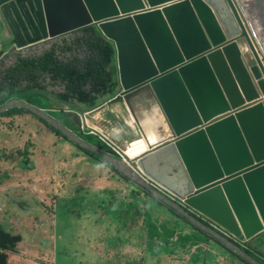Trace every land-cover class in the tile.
Returning a JSON list of instances; mask_svg holds the SVG:
<instances>
[{
  "label": "water",
  "instance_id": "1",
  "mask_svg": "<svg viewBox=\"0 0 264 264\" xmlns=\"http://www.w3.org/2000/svg\"><path fill=\"white\" fill-rule=\"evenodd\" d=\"M21 1L0 0L16 48L89 26L113 43L116 98L97 110L123 104L134 118L138 105L157 108L170 136L127 161L172 200L34 106L13 99L0 113H33L248 263L261 264L191 212L236 238L264 231V0Z\"/></svg>",
  "mask_w": 264,
  "mask_h": 264
},
{
  "label": "rangeland",
  "instance_id": "2",
  "mask_svg": "<svg viewBox=\"0 0 264 264\" xmlns=\"http://www.w3.org/2000/svg\"><path fill=\"white\" fill-rule=\"evenodd\" d=\"M50 45L51 43H46V45L41 46V49L45 48V51L49 49ZM4 48L3 46L1 50ZM44 85H46L47 91H62V86H52L48 79H45ZM17 96L43 108L54 104L51 100L46 99L48 95L44 91L39 92L37 95L32 91H24L18 93ZM22 112L24 111L15 110L0 115V150H9L11 147H16L18 143L33 142L31 146V148H34L33 155L28 158L21 156L19 159L21 165L24 160L27 161L23 166H27L29 160L30 170H8L5 174L10 179H14L19 178L20 173H23L25 183H27V192L22 194L20 189V198L15 201L6 200L3 205L0 204V215L12 218L13 223L19 226L17 213L22 217L26 214H34V217L31 216L28 219L21 218L19 222L23 223L20 227L22 229L21 234L29 236L32 244H38L45 249H49L53 245L49 235H56L58 264H246L223 246L209 240L205 235L199 234L184 219L177 217L171 210L161 206L151 197L141 198L134 195L130 202L128 199L110 197L112 205L108 208H105L102 202L99 203L94 200L92 195L90 197L85 195L81 199L70 197L66 201V206L69 209L68 212L72 211V214L63 215L64 219L59 221L56 216L53 221L51 215L47 213L49 211L46 209L47 212H44L45 208L43 207L51 203L50 196L55 194V191L68 178L83 173L87 175L91 170H98L99 167L104 168V166L100 160H93L83 152H79V155L75 157L74 146L71 143L62 142L51 135L52 130L32 115L29 118L26 116L18 118L19 113L24 115ZM62 114L58 111L52 112L54 117H61ZM33 121L39 125L36 126ZM59 121L65 124L64 119ZM68 127L90 144L104 149L96 137L81 134L74 129V126ZM129 147H134L131 141ZM128 155L131 154L128 153ZM11 159L12 157H10ZM62 159H66L67 164L70 162L83 164L87 160L84 163L86 168H81L83 172L73 166L65 168V162L60 161ZM52 162H54L52 168H55L56 162L60 166H64L63 172L58 178H55V168L51 169L52 175L50 177H42L41 173L47 174ZM9 167H11L9 164L3 165L2 169ZM5 175L0 173V178ZM36 179H41V181H36L34 185L29 184ZM49 180L54 182L51 183ZM110 184L115 186L117 184L116 179H112ZM8 187L16 189L15 185L8 184ZM141 201L146 203V206L137 208L136 205H139ZM20 203L23 204L22 207H20ZM136 214L142 220L139 227L143 226V230L141 235L136 232H132V234L137 239L141 237L144 244H142L141 249L134 248L132 243L127 241L126 235L128 234L125 232L126 229L134 230L131 227L132 225L136 227ZM164 216L171 218L170 224L172 227L169 226L167 218L164 219L165 222L160 220ZM146 221H152L158 225L160 221L162 225L165 223L167 227L159 232L153 230V239L146 241L147 234L150 233V227L144 226ZM118 222L124 224H118ZM125 224H128V227ZM51 226H54L55 232ZM40 227H47L46 232H39ZM25 229H28V231ZM130 230H128L129 233ZM125 242L128 246L123 250L118 249ZM99 243L102 245L100 246ZM182 246H189L188 249L192 247L193 256H186ZM251 246L254 250L257 247L263 250L264 236L258 237ZM203 247L207 249L204 250ZM44 254L40 261L36 260V263L32 264H50L52 254L50 252ZM124 255H127L126 258H123ZM107 257H109V260H106ZM110 257H113V260Z\"/></svg>",
  "mask_w": 264,
  "mask_h": 264
},
{
  "label": "clouds",
  "instance_id": "3",
  "mask_svg": "<svg viewBox=\"0 0 264 264\" xmlns=\"http://www.w3.org/2000/svg\"><path fill=\"white\" fill-rule=\"evenodd\" d=\"M49 1V0H48ZM33 2H35V0H24V1H21V5H23V6H25V5H28L29 3H33ZM50 5V4H49ZM50 6H53V5H50ZM89 27H91V26H89ZM5 29V34L2 32V31H0V66H1V70L2 69H4V68H6L7 67V63H12V61L11 60H9V57L11 56H8V54L9 53H12V54H16V53H19V52H21V51H23V50H26V49H29L30 50V52H32V55L31 56H36V57H38V56H40V55H42L44 52H46V51H48V50H50L51 49V47L52 46H58V45H62V44H64V41H67V42H71L74 38H77V37H79V36H81L82 35V30L84 29H81V30H78V31H74V32H72L71 34H68V35H65V36H63V37H60V38H56V39H54V40H51V41H46V42H44V43H41V44H39V45H36V46H33V45H27V47H24V48H16V46H15V44L13 43V35H12V33H11V31L9 30V28L7 27V25L5 24V21H4V19H3V17H2V14L0 13V29ZM87 28V27H86ZM104 38V37H103ZM107 40V39H106ZM109 41V40H108ZM111 42V41H110ZM46 43H51V45H50V47H49V49H47V50H45L44 51V49H41V46H43V45H46ZM112 43V42H111ZM113 44V43H112ZM5 47L3 50H1L2 49V47ZM114 46V45H113ZM115 48V47H114ZM70 54V55H69ZM58 57H60L59 59H62V60H66V59H71V60H73V59H75V58H78L79 56H81L82 54L81 53H79V54H77V53H72V52H65V53H62V52H60V49H58ZM69 56V57H68ZM261 60L263 61V63H264V58L261 56ZM115 67H116V75H115V82H116V85H115V87H114V90H113V92L111 93V94H109V95H107L106 97H104V98H102V99H100L99 101H98V103L96 104V106L94 107V108H91V109H88V108H86L84 105H82V106H80V109L79 110H76V109H73L72 108V106L71 105H69L68 103H61L62 101H59L58 99V101L54 98V95L55 94H59V93H62V92H64V88H65V84L64 83H61L60 81H55V80H52L51 79V75H44L43 76V78H41L39 81H41V83H39L38 82V86L37 87H34V89H31V91L32 92H34L35 93V95H37L39 92H41V91H44L47 95H48V97H46V99H48V100H51L54 104H50L49 106H47V107H45V108H43V107H41V106H39V105H37L36 103H31V102H28L27 100H24V99H22V98H19V96H17V94L18 93H21V91L22 92H24V88H25V86H23V84L22 85H20L18 88H16V90H14L15 91V93H11V94H9L8 96H6V98H5V100L4 101H2V102H0V106H2L4 103H6V102H8L9 100H13V99H17V100H21V101H24V102H26V103H28V104H30V105H32V106H34L36 109H38V110H40V111H42L44 114H46L47 116H49L50 118H52V119H54V120H56L57 122H60L59 120H61V119H64V122H65V124L64 123H61L67 130H69V131H71V132H73L74 133V135H76L78 138H80L81 140H83V141H85L86 143H88V144H90L87 140H85V139H82V137L76 132L75 133V131L72 129H70L68 126H74L75 128V130L76 131H78V132H80L81 134H85V135H87V136H93V137H96L97 139H98V142L100 143V145L101 146H103V148L104 149H102V148H100L99 146H97V145H93V144H90V145H92V146H94V147H96L97 149H99V150H101V151H103V152H105V153H108L109 155H111V156H114V157H116V158H118V159H122L132 170H134V172H136V173H138V174H140L141 176H142V178L147 182V183H149V185L150 186H152L153 188H156L159 192H161V193H163L165 196H167L168 198H170L171 199V197H169V193L168 192H166L164 189H162L161 187H159L158 185H155L153 182H151L150 180H148L145 176H143L141 173H139L138 172V170L137 169H135L128 161H127V158L129 159V160H132L133 158H136V157H138V156H140L141 154H139V155H137V156H133V155H131V156H129L127 153V150L125 149V148H127V149H131V147H129V140L128 139H124V140H122V141H119V142H117L115 139H112V138H110V136L107 134V133H104L100 128H98V126L93 122V120H94V116H96L97 114L96 113H99L100 111H102V110H104L105 108H110V107H112V106H114V110H115V112H117V113H122V111L123 110H128L123 104H121L120 106L122 107H120V106H118V104H116V105H111L110 107H107V106H105L103 109H100V110H97V109H99L100 107V103L101 102H105L104 103V105L106 104V103H108V102H110V101H112L114 98H116V97H114V94H115V91H116V89H117V61H116V51H115ZM45 79H48L49 80V82H50V85H52V86H57V85H60V86H62V91L61 92H52V91H47L46 90V85H44V81H45ZM39 84H40V86H39ZM83 89L84 90H87L88 91V85H84L83 86ZM27 92V91H26ZM82 107V108H81ZM120 108H121V110H120ZM15 110H18V111H20V110H23L24 112H22L26 117H30L31 115L32 116H34V117H36L39 121H41V122H43L44 124H46L51 130L52 129H54V130H56V131H58L57 129H55L54 127H52L50 124H48V123H46L45 121H43L41 118H39V117H37L36 115H34L33 113H31V112H29V111H27V110H24V109H21V108H11V109H8L7 111H5V112H2V113H0V115H2V114H7V113H10L11 111H15ZM56 111H58V112H61V113H63L62 114V116L61 117H54L53 115H52V112H56ZM129 112V111H128ZM21 113H19L18 114V118H20L21 117V115H20ZM130 114V113H129ZM71 115H76V117L78 118V121H79V124L77 125V124H75L74 123V121H73V119H72V117H70ZM86 116H88V118H86ZM83 118V120H81ZM68 119H70V121L68 120ZM34 122V121H33ZM71 122V123H70ZM133 122H135V121H133ZM35 123V122H34ZM36 124V126L37 125H39V124H37V123H35ZM43 126V125H42ZM44 127V126H43ZM127 127L129 128V126L127 125ZM168 130V129H167ZM59 132V131H58ZM168 133H169V131H168ZM170 134V133H169ZM51 135H53L54 137H57L56 135H55V133L52 131V133H51ZM62 136L64 137V138H59V137H57L58 139H60L62 142H69V143H71L73 146H74V154H75V157H77L78 155H79V152H83L86 156H88V157H90V158H92L93 160L95 159V160H97L95 157H93V156H91V155H89L88 153H86V152H84L83 150H86V149H84V148H82V147H80L78 144H76V143H74L73 141H71V140H69L67 137H65L63 134H62ZM170 135H168V137H169ZM160 142V141H159ZM32 143L33 142H31V141H27V142H25V143H23V144H20V143H18V145L16 146V147H11V148H9V150H5V149H2V150H0V158H2L3 159V157L5 156V155H9L10 157H12V159H14V161L12 162V159L9 161V162H4V161H0V173H3V175H5L6 174V172L8 171V170H18V169H20V170H22V171H29V170H27V169H24V168H22V167H20L19 166V163L17 164V152L18 151H24L25 150V148L27 147V149H29L30 151H32V153H31V155H33V149L34 148H31V146H32ZM132 144H133V146L134 145H136L137 146V144H136V142L135 141H132ZM61 145H62V143H61ZM146 150H147V148H146ZM146 150L144 151V152H146ZM86 151H88V152H91V151H89V150H86ZM143 152V153H144ZM91 153H93V152H91ZM142 153V154H143ZM94 154V153H93ZM94 155H96V154H94ZM97 157H99L98 155H96ZM9 157V158H10ZM100 158V157H99ZM86 159V158H85ZM101 160H103L102 158H100ZM99 160V159H98ZM100 160V162H102ZM61 162H65V164H64V166H67V160L66 159H62V160H60ZM107 165H104L103 164V162H102V165L104 166V167H106L107 169H108V171H109V173H110V175H109V178H107V180L108 181H111L112 179H113V176H116L117 178H118V180H119V182L121 183V185L123 186V188L124 187H126V188H129V187H131L132 188V191L134 192V194L136 193V195H139L140 193H144L145 194V197H151L152 199H154V200H156V202H158L161 206H165L168 210H171L177 217H179V218H181V219H184L187 223H188V225L190 226V227H192V228H194V229H196L197 230V232L199 233V234H201V235H205V237H208L209 238V240H211V241H213V242H215V243H217V244H219V245H221V246H223L225 249H227L228 251H230L231 253H234L236 256H238L235 252H233L232 250H230L229 248H227L225 245H223L221 242H219L218 240H216L215 238H213L212 236H210L209 234H207V233H205L204 231H202L201 229H199L198 227H196V226H194L193 224H191L185 217H183V216H181L178 212H176L174 209H172V208H170L169 206H167L166 204H164V203H162V202H160L153 194H151L150 192H148L147 190H145L143 187H141V186H139L138 184H136V183H134L132 180H130V179H128V180H130L131 182H128V181H125V179H123V177L124 178H126L125 176H123L122 174H120L116 169H114L110 164H108L105 160H103ZM85 162H87V160L85 161ZM53 163L54 162H52V165H51V167L53 166ZM10 165L11 167H9V168H3L2 169V166L3 165ZM109 165V166H108ZM64 166H60L57 162H56V166H55V168H56V173H55V178H58V176L63 172V169H64ZM51 167H50V169H49V171H48V173L47 174H43V173H41V176L42 177H50L51 175H52V173L50 172V170H51ZM83 166H82V164L81 163H79L78 164V166L76 167V169L77 170H81V168H82ZM103 168V167H102ZM112 169H114V170H116L117 171V173L116 172H114ZM82 171V170H81ZM84 174V173H83ZM80 175H82V174H79V175H74V176H72L73 178H75V179H82V177H80ZM69 179V178H68ZM67 179V180H68ZM38 180H40L41 181V179H36L33 183H29V184H32V185H34V183L36 182V181H38ZM66 180V181H67ZM51 183H53L54 181H51V180H49ZM8 184H11V185H15V187H16V189H11V187H8ZM65 184V182H63V184L62 185H64ZM26 185H27V183H25V175L23 174V173H20V177L19 178H14V179H10V177L8 176V175H6L5 176V178H0V194H6V195H12V193L13 192H15V196H14V198L16 199V195H17V192H16V190H23V187H25L26 188ZM61 185V186H62ZM60 186V187H61ZM59 187V188H60ZM82 187V186H81ZM83 188V187H82ZM84 188L86 189V187L84 186ZM83 188V189H84ZM88 191L87 190H85V195H88V193H87ZM123 192V191H122ZM122 192H120L122 195H119V192L116 190V189H114V188H112V189H105V191H98V192H96L98 195L96 196V197H94L93 199L94 200H96L97 202H99V203H101L102 202V204L105 206V208H108V207H110L111 205H112V203H111V198H115V199H119V198H123V199H125L124 198V196L125 195H123V193ZM166 192V193H165ZM148 193V194H147ZM56 195H58V190L57 191H55V194H52L51 196H50V198L52 197V196H56ZM111 197V198H110ZM172 200V199H171ZM174 201V200H173ZM176 202H178V201H176ZM52 200H51V203H48V205H47V207H51L52 206ZM0 204L1 205H3L4 204V202H2V200H1V198H0ZM144 204V207L146 206V203H143ZM44 208H45V206H43ZM143 207V208H144ZM55 208V207H54ZM46 209L47 208H45V211L44 212H47L46 211ZM72 212V211H71ZM191 214L193 215V216H195V217H197L200 221H202L205 225H207V226H209L210 228H212V229H214V230H218L221 234H223L225 237H227L231 242H233L235 245H237L238 247H240L241 249H243L244 251H246V250H248L249 248H251V254H249L247 251V253L249 254V255H251L252 257H254L257 261H259L261 264H264V255H261V254H259L258 252H257V250H254L253 248H252V244H253V242H255L256 241V239L258 238V237H262V235L264 236V231L262 232V233H260V234H258V235H256V236H254V237H252L250 240H246L244 237H241V238H236L235 236H233V235H230V234H228V233H224L222 230H221V228L217 225V224H215V223H212V222H210L209 220H206V219H204L202 216H198L197 214H195V213H192L191 212ZM29 214H26L25 216H28ZM34 217V214H32V213H30V216L29 217ZM164 217H166V216H164ZM21 218H23V217H18V220H19V222H20V220H21ZM80 218V217H79ZM24 219V218H23ZM54 221V220H53ZM18 222V223H19ZM21 225L23 224V223H20ZM118 224H121V222H118ZM144 226H145V223H144ZM146 226H147V224H146ZM52 227V229H53V231H54V226H51ZM42 228V227H41ZM153 230L154 229H152L151 227H150V235L149 236H147V239L148 240H151V239H153V238H151V236H154V235H152V232H153ZM38 231L40 232V230L38 229ZM6 232V231H5ZM55 232V231H54ZM186 232H189L188 230H186ZM7 233H10L11 234V236H15L14 235V233L13 232H7ZM190 233V232H189ZM52 236H54V235H52ZM17 237H21V236H17ZM22 238V237H21ZM49 239H52L53 240V238H50L49 237ZM23 240V239H22ZM148 240H146V241H148ZM209 243H210V241H208ZM36 245H38V244H36ZM18 246V245H17ZM189 248V246H182V250L184 251V253H185V255L186 256H193V253H194V251H193V249H192V247L190 248V249H188ZM257 248H259V247H257ZM16 249V248H15ZM14 249V250H15ZM203 249L205 250V249H207V248H204L203 247ZM263 249V248H262ZM14 250H12V251H10L9 253H12ZM261 251H263L264 252V249L263 250H261ZM9 253H8V262H9ZM238 257H240V256H238ZM241 258V257H240ZM112 259V258H111ZM242 260H244L243 258H241ZM241 260V261H242ZM245 261V260H244ZM7 262V263H8ZM246 263H248L247 261H245ZM244 262V263H245ZM248 264H250V263H248Z\"/></svg>",
  "mask_w": 264,
  "mask_h": 264
},
{
  "label": "trees",
  "instance_id": "4",
  "mask_svg": "<svg viewBox=\"0 0 264 264\" xmlns=\"http://www.w3.org/2000/svg\"><path fill=\"white\" fill-rule=\"evenodd\" d=\"M81 32L82 35L74 38L71 42L64 41L62 45L52 46L50 50L38 57L18 56L6 68L0 69V102L4 101L9 94L15 93L14 90L22 84H25L24 91H31L38 86V82L41 83L39 80L44 75H51L52 80L65 84L64 92L55 94L54 98L62 101L61 103H68L76 110H79L82 105L88 109L94 108L100 99L111 94L116 85L115 48L110 41L100 35L95 26L84 28ZM58 49L62 53L72 52L82 55L73 60H62L58 57ZM84 85H88V91L83 89ZM68 120L70 121V119ZM52 131L57 137L64 138L60 132L54 129ZM83 151L101 160L93 153ZM17 154V164L19 163L20 167L30 170L29 160L27 166H23L27 162L26 160L22 165L19 160L21 156L28 158L31 155L30 150L26 147L24 151H18ZM9 157V155H5L3 159L0 158V161L7 163L10 161ZM101 161L107 165L103 160ZM112 170L117 173L116 170ZM123 179L131 182L127 178L123 177ZM83 196H85L83 188L80 185L72 186L71 182L67 180L64 185L58 188V195L51 197L52 206H45V208L53 220L57 216L59 221L64 219L63 215L72 214L71 211L68 212L66 201L70 197L81 199ZM6 197L8 200H16L13 195ZM22 206L23 204L20 203V207ZM20 242H22L21 237L11 236L0 227V264H8V253L14 250ZM256 250L259 254L264 255V252L259 248ZM246 251L251 254V248ZM238 258L242 260L240 257Z\"/></svg>",
  "mask_w": 264,
  "mask_h": 264
},
{
  "label": "crops",
  "instance_id": "5",
  "mask_svg": "<svg viewBox=\"0 0 264 264\" xmlns=\"http://www.w3.org/2000/svg\"><path fill=\"white\" fill-rule=\"evenodd\" d=\"M0 31H2L5 34V29L2 28L0 29ZM170 104H174L177 107L178 99H175L173 101L170 100ZM118 106L120 105L118 104ZM175 108H172L174 110V113H176ZM133 109L134 111L132 110V112L134 114V118L136 119L135 122H133L134 118L129 114L128 110L125 109L122 111V113H117L114 110V106L110 108H105L99 113H96L97 115L94 116L93 122L98 126V128H100L104 133H107L110 136V138L115 139L117 142L122 141L124 139H128L129 142L135 141L137 146L134 145V147H132L131 149H127V148L125 149L127 150V152L128 151L132 152L133 156H137L139 154H142L146 150V143L154 144V142L166 140L168 138L169 133H168L166 125L164 124L163 118L158 112L157 108H150L151 110L147 111L146 110L147 106L144 107V106L138 105L137 107H134ZM127 125L129 126V128L127 127ZM84 163L83 164L81 163V164L83 167L86 168V164ZM78 164L79 163L76 164V163L70 162L69 164H67V166H65V168L70 167V166H73L74 168H76ZM51 169L53 170L55 168L51 167ZM109 175L110 173L106 167L104 168L99 167L98 170H91V172H89L87 175H84V174L80 175L82 179H75L73 177H70L68 180L71 182L72 186L80 185L83 188L85 186L86 189L84 188L83 190L88 191L87 192L88 195H86L88 197L92 195V197L94 198L98 195L96 192L105 191V189L114 188L119 192V195H122L120 192L123 191L122 193L123 195H125L124 198L128 199V201L130 202V199H132V197L136 195L132 191V188L131 187L123 188V186L121 185V183L119 182L116 176H113V179H116L117 184L115 186H112L110 184V181L107 180V178H109ZM16 192H17V195H16V200H17L18 198L21 197V195L19 194V190H16ZM25 192H27V189L23 187L22 194H24ZM12 195L15 196V192H13ZM6 196H7L6 194H0V198L2 202H5L6 200H8ZM137 196L141 198H146L144 193H140ZM136 206L137 208L144 207L143 201H141L140 204ZM17 216L22 217L19 213H17ZM29 216L30 214L28 216H24L23 218L28 219ZM165 218L169 220V226H171L170 224L171 218L164 217V218H161L160 220L165 222L164 220ZM13 221L14 220H12V218L10 217H7V216L5 217V216L0 215V227L6 232H13L15 236H21L23 239L22 242L18 244L16 249L12 253H9L8 264L36 263L35 261L36 260L40 261V259L44 257L45 255L44 253H47V252H50L52 254V260L50 264H58L57 254H56V251H57L56 248H57L58 241H57L56 235L54 236L49 235L50 238H53L52 240L53 245L49 249L47 248L45 249V248L40 247L39 245L32 244V240L29 236L27 235L23 236L21 234L22 229L20 227L22 225L20 223H18L19 226L15 225ZM141 221L142 220L140 219L139 215L136 214L135 216L136 227L133 225L131 226L134 230H130V229L125 230L126 234H128L126 235L127 241L131 242L132 246L136 249H141L143 241L141 237L137 239L132 234V232H136L138 235H141L142 230H143V226L139 227ZM158 223L159 225L152 221L150 222L146 221L145 226L147 224L146 227H151L157 232L167 227L165 223L163 225L161 224L160 221ZM121 224H124V223L121 222ZM125 225L126 227H128V224H125ZM46 228L47 227H44V228L40 227L39 230L42 232H46ZM128 230H130V233ZM26 231H28V229ZM149 235L150 233L147 234V236ZM146 240H148L147 237H146ZM99 245L101 246L102 244L99 243ZM126 246L128 245L125 242L124 244H121L120 247H118V249L123 250V248H125ZM126 256L127 255H124L123 258H126ZM106 260H109V257H107Z\"/></svg>",
  "mask_w": 264,
  "mask_h": 264
},
{
  "label": "flooded vegetation",
  "instance_id": "6",
  "mask_svg": "<svg viewBox=\"0 0 264 264\" xmlns=\"http://www.w3.org/2000/svg\"><path fill=\"white\" fill-rule=\"evenodd\" d=\"M11 55V56H10ZM32 55V52H30L29 49H26V50H23L19 53H16V54H12V53H9L8 56L9 57V60H11L12 62L18 57V56H21V57H27V56H31ZM23 86H25V84H23ZM21 115V114H20ZM21 116H25V115H21Z\"/></svg>",
  "mask_w": 264,
  "mask_h": 264
},
{
  "label": "bare ground",
  "instance_id": "7",
  "mask_svg": "<svg viewBox=\"0 0 264 264\" xmlns=\"http://www.w3.org/2000/svg\"><path fill=\"white\" fill-rule=\"evenodd\" d=\"M141 106H142V105H141ZM141 110H142V109H141ZM150 110H151V109H150ZM158 121H159V120H158ZM128 153H130V154L132 155V152H129V151H128ZM128 153H127V154H128ZM131 155H130V156H131Z\"/></svg>",
  "mask_w": 264,
  "mask_h": 264
}]
</instances>
